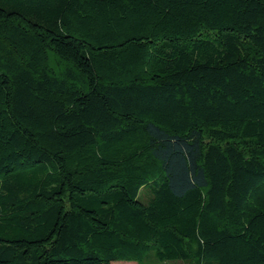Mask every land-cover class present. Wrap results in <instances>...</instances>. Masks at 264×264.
<instances>
[{"label":"trees","instance_id":"1","mask_svg":"<svg viewBox=\"0 0 264 264\" xmlns=\"http://www.w3.org/2000/svg\"><path fill=\"white\" fill-rule=\"evenodd\" d=\"M264 264V0H0V264Z\"/></svg>","mask_w":264,"mask_h":264},{"label":"rangeland","instance_id":"2","mask_svg":"<svg viewBox=\"0 0 264 264\" xmlns=\"http://www.w3.org/2000/svg\"><path fill=\"white\" fill-rule=\"evenodd\" d=\"M111 264H138L135 261H114ZM145 264H154V263H145ZM167 264H182V263H167Z\"/></svg>","mask_w":264,"mask_h":264}]
</instances>
